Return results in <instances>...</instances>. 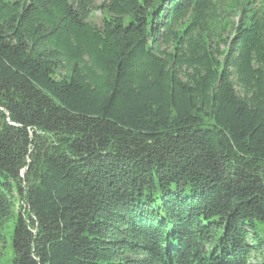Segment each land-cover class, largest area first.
<instances>
[{"label":"trees","instance_id":"1","mask_svg":"<svg viewBox=\"0 0 264 264\" xmlns=\"http://www.w3.org/2000/svg\"><path fill=\"white\" fill-rule=\"evenodd\" d=\"M0 264H264V0H0Z\"/></svg>","mask_w":264,"mask_h":264},{"label":"rangeland","instance_id":"2","mask_svg":"<svg viewBox=\"0 0 264 264\" xmlns=\"http://www.w3.org/2000/svg\"><path fill=\"white\" fill-rule=\"evenodd\" d=\"M256 1V0H254ZM258 2V0H257ZM99 3H101V1H99ZM93 18V21H95L96 23H101V21L103 20V17H104V13L102 11H97L93 14L92 16ZM238 20L237 17H235V21Z\"/></svg>","mask_w":264,"mask_h":264}]
</instances>
